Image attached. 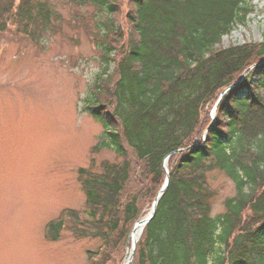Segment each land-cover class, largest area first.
<instances>
[{"label":"trees","instance_id":"trees-1","mask_svg":"<svg viewBox=\"0 0 264 264\" xmlns=\"http://www.w3.org/2000/svg\"><path fill=\"white\" fill-rule=\"evenodd\" d=\"M129 1L131 32L120 33L116 47L109 39L114 21L107 18L115 3L76 0L106 16L96 23L100 40L94 39L103 68L84 110L102 126L96 148L123 158L119 165L104 162L101 171L80 176L89 217L97 219L95 226L108 224L115 234L110 240L119 237L120 220L128 239L143 218L139 194L118 202L130 179L131 150L149 171L142 186L159 183L151 207L168 176L136 242L133 264H264V40L220 46L233 25L245 20L249 0ZM54 16L49 0H0V31L12 25L33 41L49 32ZM104 78L110 80L107 107ZM204 108L207 115L216 110L212 123L208 116L202 121ZM213 169L235 187L217 215L206 180ZM62 227L63 218L49 221L47 237L57 240Z\"/></svg>","mask_w":264,"mask_h":264},{"label":"rangeland","instance_id":"rangeland-1","mask_svg":"<svg viewBox=\"0 0 264 264\" xmlns=\"http://www.w3.org/2000/svg\"><path fill=\"white\" fill-rule=\"evenodd\" d=\"M112 1L117 9L107 17L114 21L109 39L117 47L119 34L131 32L126 18L131 6L129 0ZM49 2L55 12L52 26L36 41L12 25L0 31V264H123L131 232L127 239V227L120 220L119 237L110 240L115 234L108 224L95 226L98 221L88 215L80 181L86 170L101 171L104 162H123L111 150L96 148L101 146L102 126L84 110V99L103 68L94 39L100 40L96 23L106 16L76 0ZM249 2L245 20L233 25L220 46L264 40V0ZM108 75H116L114 65ZM105 79L102 101L107 107L110 80ZM207 116L212 123L216 110L207 115L203 109L204 124ZM128 151L130 179L118 202L123 205L139 194L138 207L145 217L159 183L142 186L149 171ZM206 180L214 194L212 215L220 214L225 200L235 194L234 184L219 169L209 171ZM244 214L247 221L252 219L249 210ZM58 218H63V227L58 239L51 240L46 226ZM129 260L133 264V257Z\"/></svg>","mask_w":264,"mask_h":264},{"label":"water","instance_id":"water-1","mask_svg":"<svg viewBox=\"0 0 264 264\" xmlns=\"http://www.w3.org/2000/svg\"><path fill=\"white\" fill-rule=\"evenodd\" d=\"M166 172H168V171L166 170ZM167 184H168V176L165 179L164 185L162 186V188L159 190V192L156 195V198H155V200H154V202L152 204L151 213L147 217L142 218L139 221H137L136 222V225L134 226V228L132 229V231H134L135 227H137V226H140L142 228V226L145 225L153 217L154 212H155V208H156V204H157V201H158V198L160 197V195L162 194V192L166 188ZM132 231H131V233H132ZM135 244H136V241L132 242V244H131V252L129 254V259H130L129 262H131V259H132L133 255H134Z\"/></svg>","mask_w":264,"mask_h":264},{"label":"bare ground","instance_id":"bare-ground-1","mask_svg":"<svg viewBox=\"0 0 264 264\" xmlns=\"http://www.w3.org/2000/svg\"><path fill=\"white\" fill-rule=\"evenodd\" d=\"M140 234H141V227L140 226L135 227L134 231H132V233L130 234V243L132 244V242L137 241ZM130 252H131V248L128 250L127 259L123 262V264H128Z\"/></svg>","mask_w":264,"mask_h":264}]
</instances>
